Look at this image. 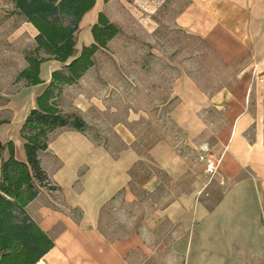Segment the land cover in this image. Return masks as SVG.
<instances>
[{"label": "crops", "instance_id": "crops-1", "mask_svg": "<svg viewBox=\"0 0 264 264\" xmlns=\"http://www.w3.org/2000/svg\"><path fill=\"white\" fill-rule=\"evenodd\" d=\"M6 5L10 17L19 20L10 40L26 39L32 48L37 30L15 13L10 0H6ZM1 8L2 5L0 31L6 14ZM106 9L103 0H96L83 16L76 32L77 51L93 41L91 26L98 12L106 13ZM174 22L188 33L201 36L218 50L225 64L234 65L235 80L211 98L196 97L188 81L174 86L173 94L177 96H195L190 101L182 99L170 110V117L188 136L193 137L206 127L199 110L213 106L222 111L223 123L216 133L214 153L219 160L217 179L225 190L210 208L204 202L192 212L178 214L171 208L167 217L175 227V237L167 258L159 256L153 264H264V176L240 177L237 164V159H241L253 167L264 166V0H189ZM119 29L108 46L119 37L123 28ZM98 54L99 51L95 53L94 65L64 89L59 101L63 112L80 115L87 125L91 124L92 115L112 116V105L108 104L110 69L98 68ZM61 67L62 63L56 60L43 62V83L21 86L10 99L9 107L15 111L9 122L0 126V140L13 141L19 160L25 159L20 124L35 105L51 72ZM109 124L114 130V123ZM252 125L256 137L255 144L250 145L247 136L249 129L254 131ZM151 153L162 166L171 164L173 155L164 143H157ZM7 155L8 151L3 150L0 167ZM40 158L43 166V159L47 158V173L60 189L42 188L27 205L32 218L54 240V246L36 264H131L126 253L132 244L107 238L99 228V220L103 206L119 190L127 188L134 151L125 147L115 157L106 146L105 137L98 140L86 133L58 128ZM73 210L80 215L75 217Z\"/></svg>", "mask_w": 264, "mask_h": 264}, {"label": "rangeland", "instance_id": "rangeland-1", "mask_svg": "<svg viewBox=\"0 0 264 264\" xmlns=\"http://www.w3.org/2000/svg\"><path fill=\"white\" fill-rule=\"evenodd\" d=\"M188 1L105 2L108 18L123 28L97 56L98 68L110 69L108 104L112 105V116L92 115L85 133L93 139L105 137L115 157L125 147L135 153L127 188L103 206L99 220L107 238L132 244L126 253L131 264H153L159 256L169 255L175 237V227L167 217L171 208L178 214L195 211L203 202L210 208L225 190L217 179V169L212 173L206 170L209 157L218 159L214 144L223 123L222 111L213 106L199 110L206 127L193 137L170 117L171 108L182 99L190 101L199 95L211 98L235 80V66L225 64L218 50L201 36L176 26L175 16ZM0 5L6 12L0 31V119H6L15 111L9 107L10 99L23 82L15 83L14 79L31 47L26 39L10 40L19 20L10 17L6 0H0ZM186 81L189 87L193 85L195 96L173 94L175 84L185 85ZM111 122L114 130L110 129ZM255 137V129H249L250 145L255 144ZM160 142L173 155L167 168L151 153ZM43 161V168H50L47 158ZM237 164L240 177L264 176V166L253 167L241 159ZM72 212L75 217L80 215L78 210Z\"/></svg>", "mask_w": 264, "mask_h": 264}, {"label": "trees", "instance_id": "trees-1", "mask_svg": "<svg viewBox=\"0 0 264 264\" xmlns=\"http://www.w3.org/2000/svg\"><path fill=\"white\" fill-rule=\"evenodd\" d=\"M15 13L37 30L33 47L24 55L25 66L14 79L23 86L43 83L40 66L48 60L62 63L53 70L44 89L36 96L19 127V137L25 154L19 160L14 143L0 140V264H36L53 246L54 240L32 218L27 205L39 191L59 190L43 168L40 153L48 148L51 134L58 128L85 133L88 125L76 113L60 108L64 89L75 84L94 65L97 51L108 47L120 29L107 14L99 11L91 26L93 41L76 50V32L83 16L96 0H10ZM107 2L108 0H103ZM9 119H0V126Z\"/></svg>", "mask_w": 264, "mask_h": 264}, {"label": "built area", "instance_id": "built-area-1", "mask_svg": "<svg viewBox=\"0 0 264 264\" xmlns=\"http://www.w3.org/2000/svg\"><path fill=\"white\" fill-rule=\"evenodd\" d=\"M218 164L219 160L211 156L206 160V170L211 173L215 172Z\"/></svg>", "mask_w": 264, "mask_h": 264}]
</instances>
